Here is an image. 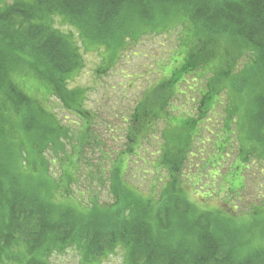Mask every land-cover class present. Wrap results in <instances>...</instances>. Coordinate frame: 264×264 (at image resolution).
I'll return each instance as SVG.
<instances>
[{"label": "trees", "instance_id": "1", "mask_svg": "<svg viewBox=\"0 0 264 264\" xmlns=\"http://www.w3.org/2000/svg\"><path fill=\"white\" fill-rule=\"evenodd\" d=\"M0 3V264H53L52 258L68 249L80 254L82 264H103L119 250L125 264H264V203L241 215L234 206L246 188L245 170L255 160L264 162V0ZM58 18L77 32L86 52L106 54L98 76L107 74L131 44L165 33L158 29L165 21L174 19L171 24L182 28L179 50L172 53L180 56L186 48L184 65L179 73L167 72L170 58L160 62L165 79L148 87L137 103L120 151L108 161L105 149H99L106 157L99 171L88 156L102 145L95 141L94 114L85 108L88 88H68L86 65L76 36L55 27ZM216 59L227 61L224 67L233 61L223 70L213 66ZM198 71L205 81L197 90L198 116L178 110L165 116L168 104L182 95L175 87L184 78L177 75ZM220 89L228 91L231 105L214 142L217 159H201L194 155V140L218 104ZM242 94L243 105L254 108L245 113L247 124L238 126ZM57 108L77 120L61 121ZM159 120L167 121L164 144L156 157L143 159L152 179L142 192L130 184L136 176L131 165L141 159L139 142ZM176 125L186 143L166 149L167 137L175 136L166 130ZM235 135L239 157L220 176L231 212L200 208L186 189L198 187L193 179L206 173L220 175ZM188 159L196 171L184 182L180 172ZM83 183L107 187L111 200L102 203L94 188L88 187V194L74 189ZM212 195L207 192L205 199Z\"/></svg>", "mask_w": 264, "mask_h": 264}, {"label": "rangeland", "instance_id": "2", "mask_svg": "<svg viewBox=\"0 0 264 264\" xmlns=\"http://www.w3.org/2000/svg\"><path fill=\"white\" fill-rule=\"evenodd\" d=\"M12 1L13 0H5L6 3H12ZM2 5L3 4L0 3V6ZM173 22H175L174 19L168 20L158 27L160 31H164L165 33L150 34L141 38L138 45L131 44L118 62L114 65L113 63L110 64V70L107 74L98 76L97 71H99L101 67L105 66L103 57L106 54L86 52L77 32L61 19H56L55 27L58 30L67 34L72 33L76 36V39L74 38V40L81 48L80 52L86 65L82 73L71 84H68V88H88V99L86 101L85 108L94 114V132L98 137L95 141H98V145L106 144V146L101 145V147H97L95 145L92 151L88 154V156H90V162L93 163L95 169L98 168V171L102 168L101 164L103 163V160L106 163V157L103 159V156L101 155L102 152H99V149L103 147L105 149L103 153H105L108 157H113L120 151L121 146L127 142V119L134 113V108L137 106V103L142 98L144 92L149 89L148 87L158 86L159 84H162L161 82L165 79L167 73L163 72L161 74L162 70L160 71V68L164 65L160 62L164 60L167 63L170 58L169 65L166 66L165 69L167 72L176 71L179 73L184 65L185 62L183 54H186L187 49L183 48L182 55L180 56H176L172 53L179 50V33L182 31V28H175L174 25L171 24ZM222 44H225V42L222 41ZM217 54L218 53L216 52L215 55ZM108 56L113 58L114 53L110 52L108 53ZM246 59L247 57L242 58L237 64L234 62L233 65L244 64ZM232 61L233 59L230 60L226 66L232 65ZM223 62L226 63L227 61L216 59L212 64L216 68H220L221 66L223 68ZM226 66L223 70L226 69ZM202 75L201 71H198L196 75H186V77H180V75H177L180 79L184 78V82L181 86L179 88L177 86L175 87L182 95L179 96V100L174 101L175 105L168 104L165 116L170 115L168 112H174L175 110H178L181 115H185L187 117L198 116L197 100L199 97L197 95V90L205 84V81L201 80ZM16 78L19 77L17 76ZM216 100L218 101V104L215 109L208 114V118L204 122V125H201L199 128V134L194 140V155H198L201 159H217L214 142L216 140V136L219 135V131L225 128L224 123L227 115V109L231 105L230 96L227 90L220 89V94L216 97ZM243 101L244 99L242 94L237 103V107L239 108L236 121L240 123L238 126H244L247 124L248 120L246 119L245 113L246 111L250 112L252 107L254 108L251 104L243 105ZM242 107H244L243 110ZM156 109H154V112H156ZM235 109L236 108L233 107L232 111ZM56 113H58L60 120L64 122L65 119L70 121L77 120L76 115H72L71 113L60 110L59 108L56 109ZM173 120L174 123L178 124V122L183 120V118L180 117ZM166 124V120L157 121L156 129L153 130V127L150 133L146 136V140L143 138V140L139 142L138 148L136 149V153L140 155L141 159H133L134 163L131 165V170H134L136 176H131L129 180L131 186H134L138 190L148 192L150 184L147 180L152 179V175L147 173L150 168L144 163L143 159L151 160L153 158H150V155H154V157L157 156L158 151L161 149H159L160 145L163 146L164 144L163 134L165 133L163 130L166 129ZM171 130L174 132L175 136L167 137L166 149L184 145L186 143V136L183 135V130L176 125L170 130H166V133L171 134ZM75 131H77L76 128ZM231 143H233L232 147H229L227 150V154H229L230 157L226 159L225 163H223V167L220 169V175H216L217 172H215L216 176L214 174L211 175L206 173L201 179H193L195 185H198V187L189 185L186 189L191 202L195 203L200 208L209 210L221 209L222 211L227 210L228 212H231L229 207L224 204V195L222 194L226 191V186H224V188L220 187L222 183L220 176L228 174L232 166L235 164V160L239 157L240 144L236 135L232 137ZM110 157L107 158L108 161L111 160ZM190 161L191 160L188 159L185 164V170L182 171V169V172H180V177L184 182L187 181L185 179L186 176L193 178L192 173L196 171L195 167H193V169L190 168L192 166ZM198 162L199 160L197 159L196 163ZM251 164L250 168L244 172L246 188L239 194V199H234V206L237 209L236 213L239 215L247 212L252 205L255 206L264 203V162L255 160ZM238 166L241 168L242 165L239 163ZM98 173H96V175ZM238 173H241L240 170ZM95 179L98 181L97 177ZM238 179L240 180V178L236 179L237 182ZM94 184H96V182H94ZM88 187L89 189H95L94 193L99 197V200L102 203L111 200L110 195L108 194V188L106 187L105 190L104 186L101 187L100 185H93V183H83L81 186L75 185L74 189L88 194ZM207 192L212 193L213 197L206 200L205 194ZM143 195L148 197L147 194ZM124 260V251L119 250L117 254L111 256L103 264H125ZM52 263L82 264L80 254L74 249H68L61 254L57 253L52 258Z\"/></svg>", "mask_w": 264, "mask_h": 264}]
</instances>
